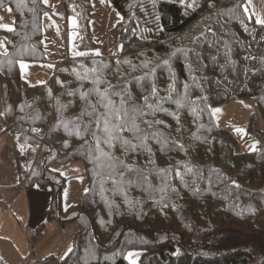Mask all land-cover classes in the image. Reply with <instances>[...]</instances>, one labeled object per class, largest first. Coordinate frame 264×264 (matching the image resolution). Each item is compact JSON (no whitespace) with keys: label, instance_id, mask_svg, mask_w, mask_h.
<instances>
[{"label":"trees","instance_id":"16d2710c","mask_svg":"<svg viewBox=\"0 0 264 264\" xmlns=\"http://www.w3.org/2000/svg\"><path fill=\"white\" fill-rule=\"evenodd\" d=\"M73 1L83 47L89 46L90 0ZM110 1L122 15L121 55L82 59L69 77L66 63L62 78L30 85L20 61L46 59L42 20L49 9L44 0H0V9L10 6L15 16L13 30L3 29L8 55L0 53V83L5 131L17 136L19 176L28 188L53 189L50 218L79 226L60 264H131L128 250L140 252L141 264H264V125L250 120L248 134L257 146L238 152V138L212 113L232 96L252 97L264 120V29L235 9L237 0L195 7L174 0ZM151 68L155 72L144 76ZM94 78L105 82L101 88L127 89L140 105L153 81L161 98L173 85L171 100L162 102L166 111L144 117L151 128L141 123L155 133L147 148L126 151L117 144L109 159L94 151L90 135L76 134L88 121L81 93L93 88ZM89 99L95 104L98 97ZM149 102L161 103L152 96ZM27 146L37 149L30 169L21 155ZM78 160L89 186L79 210L63 215L67 178L52 167Z\"/></svg>","mask_w":264,"mask_h":264},{"label":"rangeland","instance_id":"374dc122","mask_svg":"<svg viewBox=\"0 0 264 264\" xmlns=\"http://www.w3.org/2000/svg\"><path fill=\"white\" fill-rule=\"evenodd\" d=\"M174 1L195 7L199 6L204 0ZM45 5L49 9L42 22L46 59L39 62H20L21 75L30 85L42 84L43 82L53 83L57 77L62 78L60 67L66 63H68L69 77L70 69L77 66L82 59L121 55L122 44L119 24L122 15L112 5L110 0H90L88 28L92 39L90 45L85 47H83L82 26L80 18H78L80 16L78 4L73 0H70L67 5L64 4L63 0H47ZM250 7L264 17V5L261 4L260 0H253V4ZM8 9H11V11L9 12ZM86 9L85 11H87ZM0 18H2L0 19V25H7L8 27L15 25V16L10 6L0 9ZM2 28L0 26V52L5 51L7 44V38ZM146 30L148 32L149 29L147 28ZM81 52L85 53V55H74V53ZM96 53H100V55H96ZM21 63L26 65V67L22 68ZM212 113L219 126L230 130L236 135L238 138V152L253 150V144L257 146V140L248 134L249 122L253 118L255 125L262 128L264 120L254 98L232 96L214 106ZM4 130L5 120L0 89V133H3ZM0 143L2 144L5 161L3 164V180L6 181L5 179H7V183L11 185L18 184L20 181L16 160L17 137L14 133L7 131L0 136ZM36 152L37 149L34 146L21 147L22 160L27 169L31 168ZM53 169L67 178L61 196L63 215H65L71 212L69 209L76 208L75 206L83 193L88 189L89 180L85 175L84 162L80 160L56 163ZM14 180L17 183H13ZM16 201L17 197L14 198L13 202L15 203ZM76 209L79 210V208ZM55 225L60 228L59 231L56 230ZM46 227L51 235L56 236L58 244H64L68 241V249L73 244L74 237L78 232V223L76 221L61 224L58 219L50 218ZM26 245L29 249L28 240ZM36 245H34L35 248L37 247ZM2 249L5 252L6 246H3ZM129 253H132V255L129 256ZM5 255H7V251ZM125 257L131 264H141V255L137 250H128L125 253ZM0 263L7 264V260L3 257L0 259Z\"/></svg>","mask_w":264,"mask_h":264},{"label":"snow or ice","instance_id":"6c2138e0","mask_svg":"<svg viewBox=\"0 0 264 264\" xmlns=\"http://www.w3.org/2000/svg\"><path fill=\"white\" fill-rule=\"evenodd\" d=\"M44 2L47 3V0H44ZM260 2L264 5V0H260ZM252 4L253 0H237L235 9H240L241 14L246 16L249 20H252L253 17H255L254 23L260 25L261 29H264V17H262L259 12L253 11L250 7ZM17 7H19V5H17ZM8 11L10 12L11 9H8ZM45 15H47V13H45ZM241 23L243 24V20H241ZM0 26L6 28L8 31L13 30L7 25ZM244 28L245 31H249L247 25H244ZM3 54L8 55L6 50ZM74 55L83 56L85 53H74ZM96 55H100V53H96ZM163 63L168 64V61L165 60ZM21 67H26V65L21 63ZM144 67L148 68V64L145 63ZM92 71L96 72L97 70L93 69ZM154 72L155 69L151 68L148 72L144 73V76L152 75ZM86 78L87 75L81 77V79ZM92 83V89L88 92L81 93V99L86 101L84 115L88 117V121L87 123L82 124V130L80 125L77 126L76 134L82 137L90 135L94 141V151L98 153L99 156L108 157L109 159H113L110 150L117 144L123 147L126 151H135L139 148H147V141L153 138L155 133L150 135L144 128L141 127V123L151 128L153 121L145 120L144 117L147 115H155L157 111H166L162 108V102L171 100V94L175 91L173 85H169V95L161 98L158 96V90L155 82L153 81L150 95L144 96V103L140 105L132 99L127 89L115 92L114 90H109L111 86L101 88L100 85L105 82L98 78H94ZM184 87L187 89L188 85L185 84ZM93 93H95L98 97L95 104H93L89 99ZM150 96L157 97L161 103H150ZM113 97H116V99ZM175 103L179 106L180 100L177 99ZM88 109H90V111ZM100 109H102V111ZM138 121H140V123H138ZM154 123L160 124L162 121H154ZM125 133L130 134L131 139L127 138L124 135ZM133 141H137V143H133ZM101 145L106 146L109 151H105V148ZM255 147L256 145L253 144L252 148L255 149ZM114 183H116V181H114ZM161 191H163V189H161ZM67 251L71 252L72 249L69 248ZM131 255L132 253H129V256Z\"/></svg>","mask_w":264,"mask_h":264},{"label":"crops","instance_id":"0c3cea01","mask_svg":"<svg viewBox=\"0 0 264 264\" xmlns=\"http://www.w3.org/2000/svg\"><path fill=\"white\" fill-rule=\"evenodd\" d=\"M3 29L4 27L2 31ZM5 50L7 51V44ZM4 52L0 53L3 54ZM6 132L7 131L4 130L3 133H0V136ZM0 145V252L2 253L0 259L4 257L7 260V264H33L35 260H41L48 256H54L58 260L60 258L62 260L68 254V241L64 244H58L56 236L51 235L49 232L46 237L40 240L36 248L30 247L28 249L26 245V241L37 225H44L46 227V225L49 224L50 216L48 211L52 206L53 189L48 186L43 187L36 184L28 188L25 186L20 176V182L15 185L8 184L7 179L4 181L3 164L5 161L2 144L0 143ZM13 183H17V181L14 180ZM16 197L17 201L14 203L13 200ZM55 228L57 231L60 230L57 225H55ZM3 246H6L7 255H5L6 251L4 252L2 249ZM61 260L59 261L61 262Z\"/></svg>","mask_w":264,"mask_h":264},{"label":"built area","instance_id":"2783aa9c","mask_svg":"<svg viewBox=\"0 0 264 264\" xmlns=\"http://www.w3.org/2000/svg\"><path fill=\"white\" fill-rule=\"evenodd\" d=\"M47 233L48 231L44 225H37L34 228L33 233L28 238L29 246L33 248L34 245L38 244L40 240L46 237ZM33 264H60V261L54 256H48L41 260H35Z\"/></svg>","mask_w":264,"mask_h":264}]
</instances>
